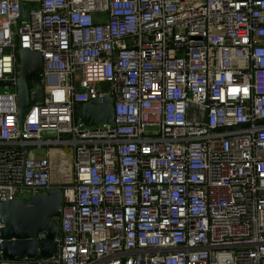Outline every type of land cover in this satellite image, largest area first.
I'll use <instances>...</instances> for the list:
<instances>
[{
  "label": "built area",
  "instance_id": "1",
  "mask_svg": "<svg viewBox=\"0 0 264 264\" xmlns=\"http://www.w3.org/2000/svg\"><path fill=\"white\" fill-rule=\"evenodd\" d=\"M55 184L56 251L0 264H264V0H0V201Z\"/></svg>",
  "mask_w": 264,
  "mask_h": 264
},
{
  "label": "water",
  "instance_id": "2",
  "mask_svg": "<svg viewBox=\"0 0 264 264\" xmlns=\"http://www.w3.org/2000/svg\"><path fill=\"white\" fill-rule=\"evenodd\" d=\"M20 79L18 81L19 125H22L23 111L43 101V91L29 92V80L42 72V57L39 52L19 49ZM75 118L85 126L113 121V98L106 96L81 103L75 107ZM243 125L218 129L219 131L242 127ZM62 205V190L58 184L42 194L0 201V250L4 260L14 261L50 257L56 251L51 242L57 230ZM44 234V238H38Z\"/></svg>",
  "mask_w": 264,
  "mask_h": 264
}]
</instances>
